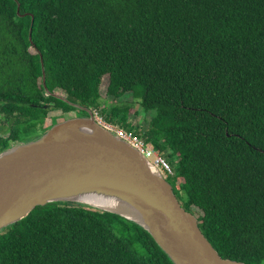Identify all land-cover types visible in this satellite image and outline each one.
<instances>
[{
  "label": "trees",
  "instance_id": "obj_1",
  "mask_svg": "<svg viewBox=\"0 0 264 264\" xmlns=\"http://www.w3.org/2000/svg\"><path fill=\"white\" fill-rule=\"evenodd\" d=\"M128 94L154 112L146 126L116 102ZM71 104L167 159L166 181L221 258L264 264V0H0V152ZM0 264L173 263L137 224L56 202L0 231Z\"/></svg>",
  "mask_w": 264,
  "mask_h": 264
},
{
  "label": "water",
  "instance_id": "obj_2",
  "mask_svg": "<svg viewBox=\"0 0 264 264\" xmlns=\"http://www.w3.org/2000/svg\"><path fill=\"white\" fill-rule=\"evenodd\" d=\"M40 64L49 94L41 56ZM71 105L87 116L65 119L0 152V231L38 206L74 203L137 224L173 264H244L218 255L149 161L98 126L91 110Z\"/></svg>",
  "mask_w": 264,
  "mask_h": 264
},
{
  "label": "built area",
  "instance_id": "obj_3",
  "mask_svg": "<svg viewBox=\"0 0 264 264\" xmlns=\"http://www.w3.org/2000/svg\"><path fill=\"white\" fill-rule=\"evenodd\" d=\"M91 113L94 122L98 126L135 149L147 161H149L165 179L173 175V170L167 159L162 156L152 144L146 143L141 137L135 135L132 131H128L119 125L106 122L97 110H91Z\"/></svg>",
  "mask_w": 264,
  "mask_h": 264
},
{
  "label": "rangeland",
  "instance_id": "obj_4",
  "mask_svg": "<svg viewBox=\"0 0 264 264\" xmlns=\"http://www.w3.org/2000/svg\"><path fill=\"white\" fill-rule=\"evenodd\" d=\"M60 96V95H59ZM63 96V95H62ZM108 105H110L112 103V99L109 98L107 99ZM116 102L123 104V105H129V113H128V119L130 124L132 125H143L146 126L147 123L149 122V120L152 118V116L154 115V112H148V113H144L140 106L138 105V101L133 99L131 95H125L122 98H120L119 100H117ZM105 104V103H103ZM102 104V105H103ZM108 108V106H107ZM51 115H55L58 114V112L56 113L55 111L50 113ZM65 119L68 118H74V117H86L84 116L83 112L76 109L74 111H71L69 113L64 114ZM8 121L4 120V118L0 115V136L4 137L7 134L8 131ZM176 160H173V162H175Z\"/></svg>",
  "mask_w": 264,
  "mask_h": 264
},
{
  "label": "flooded vegetation",
  "instance_id": "obj_5",
  "mask_svg": "<svg viewBox=\"0 0 264 264\" xmlns=\"http://www.w3.org/2000/svg\"><path fill=\"white\" fill-rule=\"evenodd\" d=\"M5 137H7V134H6V136H4V137H1V136H0V138H5ZM175 196H176V195H175Z\"/></svg>",
  "mask_w": 264,
  "mask_h": 264
}]
</instances>
